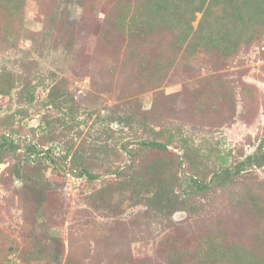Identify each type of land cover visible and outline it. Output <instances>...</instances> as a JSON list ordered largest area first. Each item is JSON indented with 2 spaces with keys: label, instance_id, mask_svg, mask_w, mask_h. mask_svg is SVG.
Returning a JSON list of instances; mask_svg holds the SVG:
<instances>
[{
  "label": "rangeland",
  "instance_id": "1",
  "mask_svg": "<svg viewBox=\"0 0 264 264\" xmlns=\"http://www.w3.org/2000/svg\"><path fill=\"white\" fill-rule=\"evenodd\" d=\"M118 1L25 0L21 13L8 16L3 8L8 0H0V73L16 80L11 97L0 95V138L10 133L19 152L40 142L57 159V167L45 170L52 188L39 212L23 184L28 179L14 176L11 159L0 163L5 247L31 250L35 241L54 234L64 244L61 264H168L163 251L170 246L192 250L221 233L233 241L251 239L259 223L243 214L235 193L245 185L264 184V166H248L240 179L197 196L191 209L171 217L125 202L115 171L135 151L137 158L162 154L141 148V139L150 137L143 129L174 134L175 142L162 155L179 159L182 178L194 168L209 179L221 164L220 153L231 167L259 153L264 138V29L222 61L198 46L177 48L163 26L147 35L125 31L113 12ZM201 16L196 13L194 27ZM23 87L33 92V101L28 93L19 98ZM54 87L68 99L64 107L73 106L78 122L55 139L40 128L47 115L58 113L44 104ZM7 115H13V129L6 126ZM109 129L115 133L113 143L103 133ZM84 142L89 147L99 143L87 151L98 175L93 180L74 175L70 158H63L68 144ZM186 148L192 165L180 158ZM8 264L27 262L17 252Z\"/></svg>",
  "mask_w": 264,
  "mask_h": 264
},
{
  "label": "trees",
  "instance_id": "2",
  "mask_svg": "<svg viewBox=\"0 0 264 264\" xmlns=\"http://www.w3.org/2000/svg\"><path fill=\"white\" fill-rule=\"evenodd\" d=\"M24 4L25 0H8V5L2 7L8 10V16H15L21 13ZM113 12L118 15L122 28L129 33L141 32L142 35H147L153 28L163 26L164 30L174 36L177 48L180 49L186 44V50L190 51L196 50L198 46L201 51L218 55L222 61L235 54L241 42L249 43L259 29H264V0H119ZM197 12H201L202 16L194 27L193 21ZM172 52L174 53V50ZM220 85L222 90L223 84ZM15 87L16 80L10 73H0V95L11 97ZM55 89L57 87L50 90L44 104L58 113L47 115L40 125V128L54 139L58 133L60 136L68 134L78 124L72 114L73 106L64 107L68 99L57 95ZM26 93L30 94V101H33V92L25 87L19 90V98L25 97ZM12 117L13 115L6 116L8 129L14 127ZM141 121L145 126L144 119ZM109 131L104 130L103 133H106L110 143H113L115 133L113 129ZM143 131L149 133L150 137L141 139L139 144L142 149L157 150L163 154L169 144L175 142L174 134L169 132L166 136L164 129ZM187 142L185 139L183 144L188 146ZM98 144L89 147V143L84 142L77 147L75 143L66 146L63 158H70V168L74 175L86 176L91 180L98 177L92 169L90 157L87 156L94 148L97 149ZM24 146V151L19 152L20 147L14 143L12 135L3 133L0 138V163L6 158L11 159L13 169L10 168L14 176L18 179H28L24 180L23 184L29 188L39 212L41 201L52 188V182L45 176V170L50 165L57 167V159L52 148L44 150V145L40 142H30ZM108 146L111 145L103 147L107 150ZM116 147V144L111 146L115 151ZM258 150L259 153L247 155L234 167L225 164L228 157L220 153L221 164L211 172L209 179L202 177L194 168H191V174L182 178L178 174V158L162 154L137 158V151L135 154H129L127 163L118 167L115 172L119 177L123 191L121 195L125 202L142 203L147 205L154 215L163 213L171 217L179 210L191 209L197 196L204 197L210 191L225 187L230 180L240 179V175L248 166L263 167L264 138ZM180 158L183 159L182 163L192 165L187 148ZM235 194V198H238L237 205L243 214L250 222L255 220L259 223L258 229L252 233V238L233 241L228 239L225 233H221L216 238L209 237L198 242L192 250L170 246L163 251L168 257V264H264V230L261 229L264 224L261 223L264 221V184L245 185V189ZM0 240V264H8L10 256L17 252L27 264L36 260H46L45 264H61L64 244L60 237L54 234L35 241V248L31 250L17 246L6 248V239L0 236Z\"/></svg>",
  "mask_w": 264,
  "mask_h": 264
}]
</instances>
